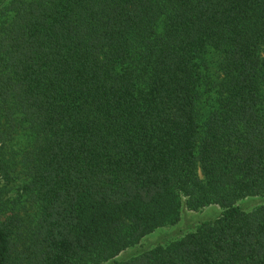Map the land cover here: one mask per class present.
I'll use <instances>...</instances> for the list:
<instances>
[{
  "label": "trees",
  "instance_id": "1",
  "mask_svg": "<svg viewBox=\"0 0 264 264\" xmlns=\"http://www.w3.org/2000/svg\"><path fill=\"white\" fill-rule=\"evenodd\" d=\"M256 196L264 0H0V264H264Z\"/></svg>",
  "mask_w": 264,
  "mask_h": 264
},
{
  "label": "rangeland",
  "instance_id": "2",
  "mask_svg": "<svg viewBox=\"0 0 264 264\" xmlns=\"http://www.w3.org/2000/svg\"><path fill=\"white\" fill-rule=\"evenodd\" d=\"M264 203V196L252 197L239 201L238 204H242L247 208H252L258 204ZM221 211V208L217 205H209L202 207L198 210H187L182 215L181 220L176 224L167 225L156 230L154 233L146 237L145 241L142 240L135 248H140L144 245H150L155 243L160 238L170 239L181 235L184 231L191 229L195 222L203 217H211Z\"/></svg>",
  "mask_w": 264,
  "mask_h": 264
}]
</instances>
